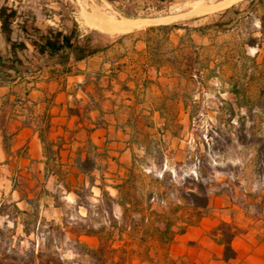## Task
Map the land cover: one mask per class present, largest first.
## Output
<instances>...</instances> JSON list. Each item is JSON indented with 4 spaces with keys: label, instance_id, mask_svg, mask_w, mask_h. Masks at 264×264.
<instances>
[{
    "label": "rangeland",
    "instance_id": "rangeland-1",
    "mask_svg": "<svg viewBox=\"0 0 264 264\" xmlns=\"http://www.w3.org/2000/svg\"><path fill=\"white\" fill-rule=\"evenodd\" d=\"M201 1L0 0V5L7 4L18 12L13 38L25 37L20 27L23 23L30 34L43 31L47 26L62 30L76 27L83 34L90 31L107 34L85 23L81 16L83 9H102L119 18L166 16L165 23L124 33L118 40L126 38L130 43L131 36L146 32L153 43L162 41L164 53L172 44L169 35L166 36L168 32H183L187 41L197 27L207 35L197 43L186 42L167 57L180 67L185 78L175 86L167 87L166 98L159 105L161 115L159 112L142 113L138 118L136 140L148 149L137 150L133 164H110V168H106V179L93 173L96 177L93 186L89 175L79 176L68 166L69 176L75 184L72 189L82 193V197L74 191L60 189L56 180L34 182L16 178V192L13 196L7 195L2 203L10 204L25 195L35 197L43 186L56 194L55 199L50 194H41L40 217L44 224L36 242L49 244L63 259L77 264L98 262L83 246L75 243L76 234L71 231L60 234L56 229L48 232L51 226H59L61 231L84 226L95 229L103 226L108 230L112 228L114 218L118 223L114 228V240L107 248L109 259L105 264H113L119 256L125 257L124 264H172L176 261L182 264L184 259L171 257V244L160 245L152 235H148L146 241H140L142 228L136 226L134 220L140 217L138 211L146 208V195L153 192L150 202L160 214L159 217L154 215V218H160L155 224L163 226L168 219L178 229L193 214L192 206L182 195L192 188L198 190V182H203L209 195V209L204 216L217 224L221 220L231 222L241 230V236L264 248V52L256 57L255 51L243 44L248 32L256 34L257 22L252 15L246 16L249 1L239 0L234 5L241 10L243 20L238 26L231 24L219 31L208 24L221 19L224 8L190 17L185 14ZM231 16L230 13L223 19ZM173 22H179L178 27L172 26ZM234 88L238 89L237 95L233 93ZM155 100L161 102L160 97ZM130 168L135 182L131 196L138 205L124 210L109 196H118L119 191L113 184L124 181ZM99 185L109 194H103ZM20 207H26L25 201ZM199 221L194 225L205 228ZM5 223L8 229L14 228V235L9 242L0 240L2 249L8 244L27 248L30 240H36L33 234L23 233L21 224L14 227L12 220L0 215V227ZM120 226L124 231L119 237ZM195 229H189L194 230L190 235L193 238L200 235ZM208 231L206 228L207 235ZM79 239L91 246L98 243L96 237L79 236ZM195 240L191 242L199 244V238ZM113 248L116 251L113 252Z\"/></svg>",
    "mask_w": 264,
    "mask_h": 264
},
{
    "label": "crops",
    "instance_id": "crops-1",
    "mask_svg": "<svg viewBox=\"0 0 264 264\" xmlns=\"http://www.w3.org/2000/svg\"><path fill=\"white\" fill-rule=\"evenodd\" d=\"M148 35L137 33L130 43L123 38L82 60L71 59L66 69L47 62L35 70H10L6 79H0V204L7 195H14L18 177L34 182L56 180L54 174L45 177L39 136L41 126L48 121L50 137L63 138L62 160L79 176L84 173L74 164L77 155L92 153L100 166L93 173L106 179L101 168L109 169L114 163L133 164L135 152L148 149L136 140L138 118L142 113L161 115L159 105L166 98L167 87L185 78L180 67L167 57L186 42L197 43L207 36L195 29L187 41L183 32H168L172 44L164 53L162 41L153 43ZM9 48L0 28V53L8 56ZM249 48L256 57L264 52L258 47ZM15 199L21 206L24 200ZM200 223L205 228L190 225L175 236L171 257L184 259L182 264H264V248L240 234L233 239L235 258L224 260L222 245L210 233L217 222L204 216ZM190 227L200 234L197 238L190 236L194 234ZM198 238L199 244L191 242Z\"/></svg>",
    "mask_w": 264,
    "mask_h": 264
},
{
    "label": "trees",
    "instance_id": "trees-1",
    "mask_svg": "<svg viewBox=\"0 0 264 264\" xmlns=\"http://www.w3.org/2000/svg\"><path fill=\"white\" fill-rule=\"evenodd\" d=\"M248 1L249 3L246 7L248 14L246 16L249 14L252 15V17L256 19L257 27L254 29L256 34L253 33V31L248 32L244 37L243 44L264 50V0ZM234 3L233 5L231 4L230 6L225 7L221 11V19L208 25L216 27L219 31L225 30L227 26L231 24L238 26L241 20H243V15H241V10L236 8ZM230 13L232 14L231 17L223 19V17ZM17 17L18 12L16 8L8 6L7 4L0 5V28L10 45L8 56H3L0 53V79L2 80L10 75V70L16 73L35 70L50 61L64 65L66 69V65L71 59L76 61L82 60L99 51L106 50L114 42L118 41L124 33L130 32L126 31L119 34L108 35V33L104 34L101 32L95 33L94 31H90L83 34L76 27L62 30L53 26H47L43 31L30 34L23 23L20 27L24 32L25 37L23 39L13 38L14 22ZM171 25L178 27L179 22H173ZM195 29L198 30L200 28L197 27ZM65 71L69 70L67 69ZM233 93L237 95L238 89L234 88ZM39 136L43 143V152L45 156V177L49 174H54L58 185L62 187L60 189L68 192L74 191L82 197V193L76 189H72V186L75 185L74 181L69 176L67 163L64 162L61 157L60 150L63 145V138L61 136L56 139L50 137L49 121L41 126ZM74 164L79 172L89 175L90 185H95L96 177L93 174V171L100 168L95 157L88 154L86 156L77 155L74 159ZM101 170L104 174L106 172V167L101 168ZM101 178L104 179V176L102 175ZM99 186L102 189L103 194H109L105 188L101 185ZM113 187L118 189L119 194L116 197H109L112 201L120 204L124 210H128L127 207L138 205V201L131 196V192L133 188H135L132 168H130L129 174L124 181L113 184ZM197 187L198 190L192 188L182 195L192 206L193 214L191 217H188L184 221V224L178 229H175L173 227V222L168 219L164 221L163 226L155 224L156 221H160V218H154V215L159 217L160 214L153 208L150 202L154 197V193L149 192L146 195V208L139 210L140 217L137 220H134L135 225L142 228L140 241L144 242L148 235H152L160 245L169 246L178 233L185 232L188 226L197 223L209 209V195L206 192L203 182H198ZM81 188H85V186L81 185ZM41 194H50L54 199L56 198V194L52 193L46 188V186H43L41 191L36 194L35 197H28V195L21 197V200H24L26 203L25 208H21L17 201H13L10 204H0V215H5L8 219L12 220L14 227L21 224L22 231L25 235L30 236L33 234L36 237V240H30V245L27 248L21 247L19 244L14 246L8 244L2 249L1 247L3 245L0 244V254H2L0 264H77L74 261L63 259L56 250H52L49 244L36 242L40 232H43L42 226L44 224L40 217L39 199ZM9 207H11V209H8ZM147 210L148 213H146ZM192 217L195 219L193 220ZM112 219L114 224H112V228H109L108 230H105L103 226L98 227L97 229L90 226H84L82 229L69 230L64 228L61 231L59 226H51L48 232L56 229L58 233L65 234L71 231L77 235V238H73L75 243L83 246L86 253L95 257L98 261L96 264H105L109 259L106 257V254L108 253L107 248L109 247V243L114 240V228L118 223L114 218ZM123 231V227H118L119 237ZM210 233L213 239L222 245V258L224 260L235 258L236 250L233 247V239L241 233V230L231 222L221 220L210 231ZM13 235L14 228L8 229L6 223L4 227H0L1 241L6 239V242H9L11 238H13ZM79 236L96 237L98 243L96 246H91L86 241L80 240ZM22 237L23 236H20L19 238L22 239ZM36 245L38 246L37 248L35 247ZM8 249L10 250V253H6ZM79 251L80 250H78V252ZM112 251L114 252L116 249L113 248ZM125 251L126 250H124V252ZM124 260L125 257L119 256L118 260L113 264H124ZM173 264H176V262H173Z\"/></svg>",
    "mask_w": 264,
    "mask_h": 264
},
{
    "label": "bare ground",
    "instance_id": "bare-ground-1",
    "mask_svg": "<svg viewBox=\"0 0 264 264\" xmlns=\"http://www.w3.org/2000/svg\"><path fill=\"white\" fill-rule=\"evenodd\" d=\"M238 0H219L216 2L203 0L197 3L185 14L190 16L209 13L221 8L230 6ZM81 16L85 23L108 34H119L126 31L137 30L151 24L165 23L166 16L146 18V17H113L108 12L99 9L89 11L83 9ZM173 17V16H172ZM175 17V16H174ZM180 17V16H179Z\"/></svg>",
    "mask_w": 264,
    "mask_h": 264
}]
</instances>
